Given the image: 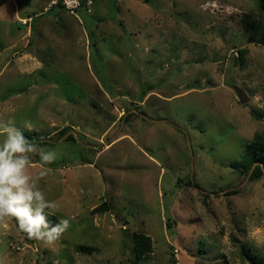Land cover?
<instances>
[{"label": "rangeland", "instance_id": "374dc122", "mask_svg": "<svg viewBox=\"0 0 264 264\" xmlns=\"http://www.w3.org/2000/svg\"><path fill=\"white\" fill-rule=\"evenodd\" d=\"M50 1L0 0V116L50 142L39 187L74 219L52 247L9 220L0 261L251 264L243 248L264 260V176L232 166L264 141L261 2L94 0L75 16ZM135 233L152 241L139 261Z\"/></svg>", "mask_w": 264, "mask_h": 264}, {"label": "clouds", "instance_id": "9594fccd", "mask_svg": "<svg viewBox=\"0 0 264 264\" xmlns=\"http://www.w3.org/2000/svg\"><path fill=\"white\" fill-rule=\"evenodd\" d=\"M25 127H30L25 124ZM0 230L14 219L29 239L52 247L71 227V219L51 224L48 217L60 211V205L46 199L39 185L51 171L46 165L57 158L55 150H46L30 142L12 119L0 116ZM39 157L41 170L33 172V160ZM0 264H3L0 261Z\"/></svg>", "mask_w": 264, "mask_h": 264}, {"label": "trees", "instance_id": "16d2710c", "mask_svg": "<svg viewBox=\"0 0 264 264\" xmlns=\"http://www.w3.org/2000/svg\"><path fill=\"white\" fill-rule=\"evenodd\" d=\"M261 2L262 8L264 10V0H259ZM61 8L64 9L63 6L56 5L52 8ZM65 10V9H64ZM84 11V10H79ZM0 50H2V44L0 42ZM246 51L242 50L239 52V59L240 61H244V54ZM24 135L27 139L39 145L42 144H50L47 140H42V138L37 137L27 131H23ZM68 141H74V137L69 135L67 137ZM232 166H234L237 170H240L243 174L250 175L251 179H258L264 176V141L260 140L258 137H255L251 143L245 146L244 154L242 155L240 160L232 162ZM188 183L192 185V181L189 180ZM239 191L232 190L228 193V195H235ZM110 211V205L108 202L102 203L100 206L96 207L93 210L94 214H103ZM51 224H56L60 220L55 215H49L48 217ZM171 225V224H170ZM171 227V226H170ZM26 234V233H25ZM27 235V234H26ZM134 240V255L137 261L143 259L144 257L148 256V254L152 251V241L149 236H146L143 233H135L133 235ZM79 251L91 254L95 251V248L90 246H78ZM243 256L251 263V264H264V260L257 254L253 253L249 249L243 248L242 249Z\"/></svg>", "mask_w": 264, "mask_h": 264}, {"label": "built area", "instance_id": "2783aa9c", "mask_svg": "<svg viewBox=\"0 0 264 264\" xmlns=\"http://www.w3.org/2000/svg\"><path fill=\"white\" fill-rule=\"evenodd\" d=\"M61 5L70 14L78 16L79 10L90 14L93 10L94 0H51L50 5Z\"/></svg>", "mask_w": 264, "mask_h": 264}, {"label": "water", "instance_id": "95a60500", "mask_svg": "<svg viewBox=\"0 0 264 264\" xmlns=\"http://www.w3.org/2000/svg\"><path fill=\"white\" fill-rule=\"evenodd\" d=\"M237 94L240 97V102L242 104H245L249 101V98L247 97V95L245 94V92L241 89H237Z\"/></svg>", "mask_w": 264, "mask_h": 264}]
</instances>
